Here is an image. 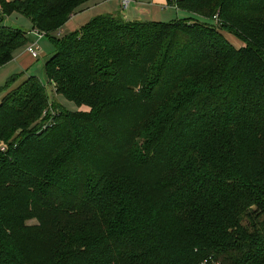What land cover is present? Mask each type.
<instances>
[{
    "label": "trees",
    "instance_id": "16d2710c",
    "mask_svg": "<svg viewBox=\"0 0 264 264\" xmlns=\"http://www.w3.org/2000/svg\"><path fill=\"white\" fill-rule=\"evenodd\" d=\"M93 1L2 3L51 38L55 93L88 110L33 75L0 87V264H264V0H169L189 16L51 37ZM29 41L0 28V67Z\"/></svg>",
    "mask_w": 264,
    "mask_h": 264
},
{
    "label": "rangeland",
    "instance_id": "374dc122",
    "mask_svg": "<svg viewBox=\"0 0 264 264\" xmlns=\"http://www.w3.org/2000/svg\"><path fill=\"white\" fill-rule=\"evenodd\" d=\"M2 1H3L2 3L4 4L5 2H9L10 0H2ZM96 1L97 0H94L93 2H91V4L88 5V7H94L96 5ZM102 1H106V0H102ZM107 1H110V0H107ZM88 7L85 4V5H82L81 8H79L77 11H74L71 14L72 16L73 15L74 16L73 17L71 16L72 18L70 17L71 20L69 21V23H67L66 25H64L60 29L56 30V32L53 35H51V37H53V38L55 37V39H64V38H66V36L70 35L71 32L76 30V28L79 26L78 21H84L85 19H90L91 17L97 16L99 14L100 8L96 9V10H92V11L91 10L86 11L83 14L82 13L78 14L79 11H84L85 9H88ZM118 11H119V9H118ZM166 19H168L166 21H170L169 18H166ZM0 28H11V29L19 28L24 33H26V34L28 33L31 36H34L36 34L34 23H32L31 19L28 16H26L23 13L18 12V11H13L12 13H8L3 9V6L0 8ZM223 32H224V35L227 37V39L234 46H236L237 48H240L243 46V42L232 31H229L228 29H223ZM43 37H42L43 39L40 40V42H39V47H40V49H42V52L43 51L47 52V51H49V48H52L51 54L55 53L56 49H54L55 47L53 46L54 42L51 40V38L46 37L45 35ZM35 40H38V38H36ZM47 53L49 54V52H47ZM16 54H18V53L16 52ZM50 56L51 55L46 56V57L43 56L40 59L38 58L39 62L37 61V63L34 64V66L31 68V70H30L31 72H29V73H31L30 76H32V75L36 76L43 84H45V86L47 88V92L50 96L51 104L52 103H55V104L61 103L62 105H64L66 107V109L71 110V111L88 110L85 107H80V108L77 107L74 102H71L68 99H66L64 96L57 95L55 93L54 87L51 85V83L48 79L47 73L45 71V67H43L44 62ZM38 59H36V60H38ZM15 63L17 64V62H13L10 64L7 63L8 66H6V67L1 66V68H0V87L7 84L6 83L7 80L10 77L14 76V74L17 75V72H16V70H14V67H13ZM17 78H20V77H17ZM16 81H15V83H16ZM23 81H24V79L22 80L21 83H23ZM21 83H19V84H21ZM5 93H6V91H0V103H1V100H2L3 96L5 95ZM51 109H52V105H51ZM53 112L54 111L52 110V113Z\"/></svg>",
    "mask_w": 264,
    "mask_h": 264
},
{
    "label": "crops",
    "instance_id": "0c3cea01",
    "mask_svg": "<svg viewBox=\"0 0 264 264\" xmlns=\"http://www.w3.org/2000/svg\"><path fill=\"white\" fill-rule=\"evenodd\" d=\"M168 3H169V0H132L131 4L129 5V9L124 10L119 0H110V1L97 0L96 5L94 7L87 6L88 9H85L84 11H79L78 14H81V13L83 14L86 11H90V10L92 11V10H96L100 8L98 15L116 14L118 16H121L124 20H127V21H144V20L166 21L168 20L166 18H169L170 21H173L176 18H187L189 16L188 11L186 12L184 10L177 9L173 6H169ZM90 19H85L84 21H78L79 26L77 28L79 29L82 26H84L85 23H87V21H89ZM26 35H28L30 38L29 43L36 39V35L31 36L28 33ZM27 46L17 49L14 53L16 54L17 52L18 54L16 55L14 54L13 61L8 63L10 64L13 62H17V64L15 63L13 67H14V70H16L17 75L20 77L18 78L16 83H14L13 87L9 89V91L14 90L17 86L21 85L22 80L24 79L25 81L30 76L31 73L29 72H31L30 71L31 68L34 66V64L37 63V61L39 62V59L41 57L52 55L51 54L52 48H49V51H47L49 52V54L46 51L42 52V49H40L39 51L41 54L40 58L36 60L31 56L30 53H27ZM53 46L55 47V45ZM54 49H56V47ZM8 64H6L5 66L3 65L2 67H6L8 66Z\"/></svg>",
    "mask_w": 264,
    "mask_h": 264
},
{
    "label": "built area",
    "instance_id": "2783aa9c",
    "mask_svg": "<svg viewBox=\"0 0 264 264\" xmlns=\"http://www.w3.org/2000/svg\"><path fill=\"white\" fill-rule=\"evenodd\" d=\"M175 1V0H170ZM121 2V6H123L124 10H128L129 9V5L131 4L132 0H120ZM169 6L172 5V3H168ZM176 6V5H175ZM2 7V2L0 0V8ZM37 34V35H36ZM36 36L38 38V40H35L31 43L28 44L27 46V53H30L31 56L34 59H38L40 58V47H39V41L42 39V37L45 35L44 33L42 35H39L36 31ZM7 149V144L3 143L0 145V153L2 154L3 152H5ZM200 264H220V262L218 260H216L212 255H210V257H207L205 259H203Z\"/></svg>",
    "mask_w": 264,
    "mask_h": 264
}]
</instances>
